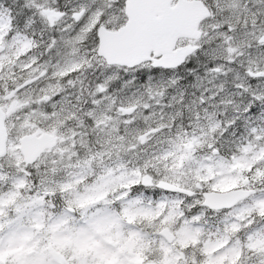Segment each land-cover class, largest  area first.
<instances>
[{"label": "snow or ice", "instance_id": "6c2138e0", "mask_svg": "<svg viewBox=\"0 0 264 264\" xmlns=\"http://www.w3.org/2000/svg\"><path fill=\"white\" fill-rule=\"evenodd\" d=\"M0 264H264V0H0Z\"/></svg>", "mask_w": 264, "mask_h": 264}]
</instances>
